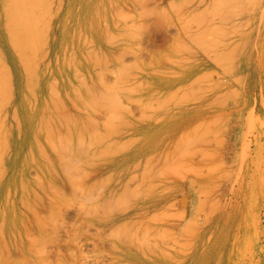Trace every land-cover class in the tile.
I'll return each mask as SVG.
<instances>
[{"label": "rangeland", "instance_id": "rangeland-1", "mask_svg": "<svg viewBox=\"0 0 264 264\" xmlns=\"http://www.w3.org/2000/svg\"><path fill=\"white\" fill-rule=\"evenodd\" d=\"M0 162L48 180L0 261L264 264V0H0Z\"/></svg>", "mask_w": 264, "mask_h": 264}, {"label": "bare ground", "instance_id": "bare-ground-1", "mask_svg": "<svg viewBox=\"0 0 264 264\" xmlns=\"http://www.w3.org/2000/svg\"><path fill=\"white\" fill-rule=\"evenodd\" d=\"M187 1V0H186ZM241 1V0H240ZM171 2H172V0H171ZM232 2V1H231ZM173 3H175V2H173ZM172 3V4H173ZM180 3V2H179ZM237 3V2H236ZM232 4H234L233 2H232ZM170 5V4H169ZM176 5V4H175ZM139 6H141V5H139ZM142 7V6H141ZM144 7V6H143ZM142 7V8H143ZM172 7V6H171ZM175 7V6H174ZM194 7V6H193ZM236 7V6H235ZM166 8V7H165ZM105 9V8H104ZM117 9V8H116ZM159 8H157V10H158ZM162 9V8H161ZM142 10V9H141ZM163 10V9H162ZM117 11V10H116ZM136 11H137V9H136ZM146 11V10H145ZM161 11V10H160ZM97 12H99L98 10H97ZM96 12V13H97ZM143 12H144V10H143ZM147 12V11H146ZM176 12H178V11H176ZM241 12V11H240ZM116 13V12H115ZM119 13V12H118ZM132 13H134V12H132ZM98 14V13H97ZM111 14V13H110ZM147 14V13H146ZM236 14V13H235ZM112 15V14H111ZM228 15V14H227ZM142 16V15H141ZM229 16V15H228ZM134 17V16H133ZM143 17H145V15L143 16ZM236 17V16H235ZM131 18V17H130ZM161 18V17H160ZM146 17L143 19L144 21L143 22H146ZM148 19V18H147ZM159 19V18H158ZM190 19V18H189ZM153 20V19H152ZM242 20V19H241ZM240 20V21H241ZM184 21V20H183ZM192 21V20H191ZM202 21H203V19H202ZM142 22V21H141ZM207 22H209V21H207ZM206 22V23H207ZM212 22V21H211ZM139 23H140V21H139ZM139 23H137V24H135L134 23V25L136 26V28L138 27L137 25L139 24ZM115 24V23H114ZM123 24V23H122ZM203 24V23H202ZM209 24V23H208ZM231 24V23H230ZM140 25H141V27L142 28H138L140 31H138V33L140 32V33H142L141 35H143V36H145V37H141V38H151L152 39V37L154 38V36H156V31L157 30H159L160 29V27L162 26V24H160L159 25V22H157V21H154V22H151L150 20L148 21V22H146V23H140ZM189 25V24H188ZM213 26L215 25V24H212ZM211 25V26H212ZM116 26V25H115ZM219 26V25H218ZM231 26V25H230ZM126 27V26H125ZM199 27V26H198ZM214 27H216V25L214 26ZM238 27H239V25H238ZM237 27V28H238ZM203 28H204V26H203ZM218 28V27H217ZM222 28V27H221ZM142 29V30H141ZM201 29V28H200ZM199 29V30H200ZM205 29V28H204ZM207 29V28H206ZM210 29H211V27H210ZM216 28H214V30H215ZM232 30H233V28H231ZM186 30H188V29H186ZM225 30V29H224ZM239 30V29H238ZM213 31V30H212ZM218 31V30H217ZM221 31V30H220ZM227 31V30H226ZM235 31V30H234ZM236 31H237V29H236ZM235 31V32H236ZM188 32V31H187ZM196 32H198V30L196 31ZM201 32V31H200ZM199 32V33H200ZM209 32V31H208ZM229 32V31H228ZM192 33V32H191ZM198 33V34H199ZM210 33H212V32H210ZM216 33V32H215ZM107 34V33H106ZM189 35H190V33H188ZM197 34V33H196ZM203 34V33H202ZM201 33H200V35H202ZM228 34H231V32L230 33H228ZM232 34H234V32H232ZM239 34V33H238ZM242 34V33H241ZM244 34V33H243ZM139 35V34H138ZM193 35V34H192ZM204 35V34H203ZM246 35V34H245ZM140 36V35H139ZM225 36V35H224ZM188 37V36H187ZM242 37V36H241ZM116 38V37H115ZM189 38V37H188ZM192 38V36L189 38V40ZM204 38V37H203ZM223 39H224V37H222ZM248 38V37H247ZM109 39H110V37H109ZM114 39V38H113ZM151 39H150V42L152 43V41H151ZM157 39V38H156ZM193 39H195V38H193ZM115 40V39H114ZM122 39H120V40H118L117 42H119V41H121ZM139 40V39H138ZM141 40V39H140ZM198 40V39H197ZM218 40V39H217ZM228 40H230V39H228ZM240 40V39H239ZM99 41V40H98ZM107 41L109 42V40L107 39ZM107 41H106V43H107ZM111 41V40H110ZM125 41V40H124ZM123 40H122V42H124ZM144 41V40H143ZM155 41V40H154ZM203 41V40H202ZM206 41V40H205ZM224 41V40H223ZM101 42V41H100ZM136 42V41H135ZM149 42V41H148ZM197 42V41H196ZM209 42H210V39H209ZM213 42V41H212ZM226 42V41H225ZM248 42H250V41H248ZM115 43H116V41H115ZM114 43V44H115ZM191 43H193V42H191ZM217 43V42H216ZM230 43V42H229ZM198 44V43H197ZM202 44V43H201ZM209 44V43H208ZM247 44V43H246ZM101 45H103V44H101ZM113 45V44H112ZM125 45V44H124ZM196 45V44H195ZM227 45V44H226ZM121 46H123V45H121ZM126 46H128V45H126ZM126 46H124V47H126ZM200 46V45H199ZM202 46V45H201ZM213 46V45H212ZM223 46V45H222ZM221 46V47H222ZM229 46V45H228ZM239 46V45H238ZM129 47H130V45H129ZM183 47V46H182ZM181 47V48H182ZM186 47H188V46H186ZM185 47V48H186ZM208 47V46H207ZM224 47V46H223ZM230 47H231V45H230ZM229 47V48H230ZM127 48V47H126ZM176 48V47H175ZM200 48V47H199ZM210 48V47H209ZM215 48V47H214ZM218 48V47H217ZM216 48V49H217ZM111 49V48H110ZM128 49H130V50H132V48H128ZM177 49V48H176ZM184 49V48H183ZM192 49V48H191ZM233 49V48H232ZM238 49H239V47H238ZM113 50V49H112ZM125 50V49H124ZM134 50V49H133ZM132 50V51H133ZM178 50V49H177ZM176 50V51H177ZM186 50H187V48H186ZM212 50V49H211ZM222 50V49H221ZM111 51V50H110ZM115 51V50H114ZM125 51H127V49L125 50ZM125 51H123V52H125ZM135 51V50H134ZM176 51H174V52H176ZM183 51H185V50H183ZM182 51V52H183ZM191 51V50H190ZM214 51H216V50H214ZM181 52V51H180ZM220 52V51H219ZM117 53H118V51H117ZM126 53H128V52H126ZM126 53H124V55L126 54ZM136 53V52H135ZM205 53H207V52H205ZM233 53V52H232ZM250 53H252V52H250ZM114 54V53H113ZM113 54H112V56H113ZM209 54V53H208ZM214 54V53H213ZM218 54V53H217ZM220 54H222V55H224L223 53H220ZM219 54V55H220ZM114 55H116V54H114ZM123 55V56H124ZM137 55H138V53H137ZM136 55V56H137ZM250 55V54H249ZM120 56V55H119ZM118 56V57H119ZM122 56V57H123ZM186 56V55H185ZM114 57V56H113ZM122 57L120 56V58L122 59ZM140 57V56H139ZM209 57V56H208ZM212 58V57H211ZM217 58V57H216ZM223 58V57H222ZM222 58H219V60L220 59H222ZM124 59V58H123ZM169 59V58H168ZM213 59H215V57L213 58ZM118 60V62L120 61V59L118 58L117 59ZM182 60V59H181ZM186 60V59H185ZM216 60V59H215ZM170 61V60H169ZM180 61V60H179ZM189 61V60H188ZM235 61V60H234ZM15 62V61H14ZM172 62V61H171ZM186 62V61H185ZM225 62V61H224ZM232 62V61H231ZM161 63V62H160ZM235 63V62H234ZM220 64V63H219ZM227 65V64H226ZM221 66H223V65H221ZM234 66V65H233ZM225 67V66H224ZM222 69V68H221ZM173 70V69H172ZM160 72V71H159ZM158 72V73H159ZM189 72V71H188ZM187 72V73H188ZM170 75V74H169ZM185 75V74H184ZM17 76H18V79L20 78V75H19V72L17 71ZM188 78H189V76L186 74L184 77L182 76V77H178L177 79H174V80H168L167 82H165L164 83V85H163V87L165 88H167V90L169 89V88H173L174 86H177L178 84H182V83H184V84H188L187 82H189L188 81ZM232 78V77H231ZM190 79V78H189ZM207 79V78H206ZM234 79V78H233ZM192 80V79H191ZM198 81V80H197ZM218 81V80H217ZM186 82V83H185ZM207 83H208V81H207ZM193 85V84H192ZM207 86V85H206ZM210 86V85H209ZM223 86V85H222ZM217 87V86H216ZM205 89V88H204ZM229 89V88H228ZM201 90V89H200ZM207 90V89H206ZM234 90V89H233ZM199 91V90H198ZM236 92V91H235ZM218 93H220V92H218ZM217 94V93H216ZM91 95V94H90ZM201 96V95H200ZM216 96V95H215ZM96 98H98L97 97V95L95 96ZM167 97V96H166ZM94 98V97H93ZM198 98V97H197ZM215 98V97H214ZM222 98V97H221ZM65 100V99H64ZM66 101V100H65ZM179 101V100H178ZM177 102V101H176ZM175 103V102H174ZM175 105V104H174ZM199 105V104H198ZM192 106V105H191ZM201 106V105H200ZM91 107V106H90ZM202 107H204V106H202ZM156 108H158V107H156ZM200 108V107H199ZM91 109V108H90ZM95 109V108H94ZM93 109V110H94ZM167 110V109H166ZM189 110V109H188ZM121 119V118H120ZM60 122L63 124V126H60V125H58L59 126V128L61 129V127H63L64 129L63 130H65L64 131V133H66L67 134V136H68V134L71 136L72 135V137H73V135H75V133H76V131H77V135H80L81 134V132L79 131V130H81V129H75V128H72V127H67V126H65L66 125V120L63 118V119H61L60 120ZM148 123H150V122H148ZM151 126H154L153 124H151ZM136 130L135 131H138L139 129H137V128H135ZM78 131H79V133H78ZM81 137V136H80ZM73 139H74V137H73ZM127 161V158L126 157H123V159H121V160H116V162L114 161V162H111L110 164H108V165H106L105 166V170H110V171H115L116 170V168H117V163H125ZM102 167H100L99 169H96V170H99V171H101L100 169H101ZM103 169H104V167H103ZM13 167H12V164L10 165V168H9V166L7 167L6 165H4V164H2L1 162H0V219L1 218H5V222L3 223V224H1L0 225V233L3 231L4 232V230H5V232L3 233L2 232V234H0V237L1 238H3V239H1L0 238V251H3L2 252V254L4 253L5 254V248H7V250H6V252L8 251V253H6V256L5 257H7L8 258V256L11 254L10 252L14 249H17V247L18 246H16V248H15V242H16V239H15V237H17L16 235L19 233H17L16 231H19V229H17L16 230V228L14 227V223L16 222L17 223V219L15 218L16 216H17V212L15 213L14 211H15V209H17V208H15L14 209V207H16V204H20L19 205V208H21V210H19L18 212H19V214H18V217L20 218V220H21V223H29V222H27L28 221V218H29V213L26 211V209L25 208H28L29 210H31V208H33L34 209V207H33V205H30V203H29V205L30 206H28V202L29 201H27L26 202V195L28 194V195H30V196H34L35 197V195L38 193V191H45V189H46V187L44 188L43 187V184H47L48 182V180L47 179H45L46 181H44V182H40V181H42V179L40 180V179H36L35 181L36 182H34L33 181V183L35 184V185H37L38 187H37V189H38V191L37 190H33V191H31L30 189H28V181L29 180H27L26 178L25 179H23V180H21L22 181V183L20 182L19 183V181H18V179H16V177H15V175L13 174ZM98 171V172H99ZM94 172H97V171H95L94 170ZM101 172H103V171H101ZM10 173V174H9ZM27 180V181H26ZM34 180V179H33ZM39 181V182H38ZM45 182H47V183H45ZM38 183V184H37ZM39 183H41V184H39ZM31 186V185H30ZM45 186V185H44ZM32 187V186H31ZM31 187H29V188H31ZM35 187V186H34ZM35 189V188H34ZM19 195H21V196H19ZM18 196H19V199L17 200V198H18ZM33 198V197H32ZM34 200V199H33ZM33 202V201H32ZM35 202V201H34ZM18 210V209H17ZM35 210V209H34ZM16 214V215H15ZM30 225V224H29ZM26 227V226H25ZM4 228V229H3ZM15 228V229H14ZM27 228V227H26ZM27 229H29V228H27ZM31 231V230H30ZM23 232H25V231H23ZM27 233V232H26ZM30 233V232H29ZM20 235V234H19ZM25 235H27V234H25ZM30 235V234H29ZM3 236V237H2ZM29 237V236H28ZM3 240V241H2ZM22 240V237H21V239L19 240V241H21ZM29 242V241H28ZM27 244V243H26ZM28 244H30V242L28 243ZM27 244V245H28ZM18 245V244H17ZM33 245V244H32ZM26 247H28V246H26ZM23 248V247H22ZM18 249H19V247H18ZM17 249V250H18ZM27 249V248H26ZM9 250H11V251H9ZM23 250H24V248H23ZM29 250V249H28ZM20 251H21V247H20ZM1 254V253H0ZM9 254V255H8ZM10 257V256H9ZM11 257H12V255H11ZM10 257V258H11ZM3 258H4V255H3ZM9 258V259H10ZM4 260H7V259H5L4 258ZM3 260V261H4ZM11 260H12V258H11ZM3 261H0V263H7L8 262V264H12L11 263V261H6V262H3ZM13 262H16V261H13ZM17 263V262H16Z\"/></svg>", "mask_w": 264, "mask_h": 264}]
</instances>
